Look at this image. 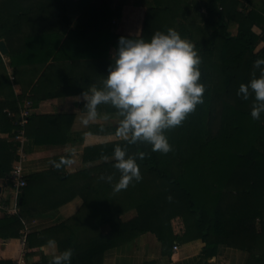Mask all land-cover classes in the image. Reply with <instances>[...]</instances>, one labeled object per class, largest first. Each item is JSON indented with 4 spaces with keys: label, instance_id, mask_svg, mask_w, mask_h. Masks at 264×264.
<instances>
[{
    "label": "trees",
    "instance_id": "16d2710c",
    "mask_svg": "<svg viewBox=\"0 0 264 264\" xmlns=\"http://www.w3.org/2000/svg\"><path fill=\"white\" fill-rule=\"evenodd\" d=\"M153 1L148 5L142 33L138 37L148 39L157 30L166 31L169 28L168 20L174 16V4L179 2ZM225 1L210 0L207 6L208 15L216 18L218 25L215 35L223 40L218 66L220 92L208 85L213 76L204 74V77H200L205 85L204 102L187 116L190 127L183 140V144L187 145L182 157L183 166L186 165L184 174L177 177L162 169L157 156L146 143L127 145L130 154L137 151L146 153L143 159L138 158L137 161L142 176L143 173L155 175L161 181L158 199H167L173 204H169V208L149 198L142 185L146 179H141L139 187H127L128 192L123 197L117 192L113 193L111 182L98 179L101 174H110L114 180L112 172L120 174L113 167V161H102L94 166L91 169L96 171L94 175L90 173L91 170L64 174L65 182L71 179L83 181L78 193L83 199L82 209L88 212L81 210L80 215L86 214L94 222L96 231L102 225L109 227L106 233H96L90 245L84 248L79 245L77 230L68 222L49 229L52 233L62 229L64 237L56 242L60 251L73 249L71 264H103L106 251L145 233L154 234L164 249L174 241L201 239L207 249H215L219 245L235 246L252 255L248 264H264V254H257L258 245L264 242V113L259 120H254L250 115L252 97L244 100L237 95L239 84L252 77L253 62L258 57H264V44L258 49V44L261 41L264 43V34L253 29L254 25L264 26V1L247 14L236 11L242 20L235 35L227 30L225 14L219 10L220 4ZM230 1L232 4L238 3L237 0ZM110 5L111 0H0V40L5 41L9 49L7 56L15 68L25 61L45 64L51 57L59 60L86 58L89 55L111 60L112 50L115 51L121 35L109 29L114 18H120L122 4L117 5V10H111ZM73 14H77V18H73ZM226 14L229 18L234 16L231 10ZM26 27L27 30L32 28L27 35ZM0 60L3 61L1 55ZM255 71L258 75L259 70ZM11 111L14 112L13 117L8 114ZM18 111L17 101H0V132L16 135ZM112 112L115 113L114 108ZM64 116L72 118L71 115H32L29 121L42 122L45 126L50 121L54 124ZM214 125L216 131L210 133L211 130L207 128ZM116 130L117 127L114 132ZM35 137L38 145L60 142L49 140L51 134L48 132ZM126 143L124 139H115L87 148L83 161L108 159L112 157L116 144ZM19 145L17 141L0 139V178L8 176L13 163L19 160ZM206 168L212 170V182L207 177ZM31 179L32 176H26L27 186L20 196L21 214L26 210L24 207ZM136 194L137 197L134 196ZM127 195L138 199V214L134 219L124 221L120 213L129 208ZM183 213L192 217V222L189 225L186 223L185 227H189L186 229L181 225V220L175 222L177 227L174 226L175 217ZM19 217L22 216H8L0 221V231L5 232L0 238L20 237L23 224ZM257 220L260 221V230L255 225ZM49 261L42 260L35 264H49ZM0 264L14 263L7 261Z\"/></svg>",
    "mask_w": 264,
    "mask_h": 264
},
{
    "label": "crops",
    "instance_id": "0c3cea01",
    "mask_svg": "<svg viewBox=\"0 0 264 264\" xmlns=\"http://www.w3.org/2000/svg\"><path fill=\"white\" fill-rule=\"evenodd\" d=\"M254 1L256 0H251L250 4ZM263 1L256 2L261 6ZM151 3L154 1L111 0V10H117L118 4L122 5L119 9L121 10L120 18H114L115 26L109 30H113L117 35L140 36L148 5ZM185 3L186 0H179L174 4L173 10L176 11L178 8L181 10ZM250 4L247 6L249 7ZM73 16L77 18L78 15L73 14ZM27 28L26 35L29 31L31 33L32 29L30 27L27 30ZM36 29L39 30L37 27ZM102 30L104 31L103 27ZM22 42L25 41L22 40ZM88 56L59 60L51 57L45 64L25 61L18 68L13 67L9 56L7 58L2 56L8 74L9 72L11 74H9L10 82L6 86L0 80V101L15 100L20 108L24 100L30 99L34 106L33 116L71 115L72 118L64 116L65 118L57 119L54 124L50 121L45 126L42 122L32 120L26 125L30 136L26 134L25 128L26 139L20 151L24 156L22 161L24 173L26 176H32V179L28 185L30 188L23 214L20 208L19 216L22 217L19 218L23 229L20 231L19 238L11 237L7 240L0 238V262L10 261L17 264L19 259L24 258V264H35L42 260H50L53 252L47 245L48 239L57 241L64 235L62 229L54 233L49 232V229L55 228L64 222L63 220L75 221L79 218L83 205V199L78 193L83 181L71 179L70 182H65L66 177L62 176L68 173L77 174L80 170H91L89 168L94 165L93 163L100 164L102 161L109 160L83 161V154L87 148L115 140L111 136L109 124L113 120L110 105L98 106L101 117L108 114L109 119L100 118L88 125L81 122L83 91H87L93 84L97 87L102 86L104 75H107L108 66L111 63L110 58L98 59ZM11 113L14 112L11 111ZM44 132L51 134L49 140L60 142L55 144L56 142L50 141L52 143L48 145L36 144L35 136ZM14 136H11V133L0 132V139L8 142L15 141ZM62 157L66 160L70 159L72 163L61 164L59 168L55 167L53 161L60 162ZM90 173L94 175L96 171L91 170ZM60 178L62 180H59ZM1 192L13 205L12 191L1 189ZM8 216L13 215L0 212V221ZM4 233V230L0 231V235ZM23 236H26L25 245L22 242ZM175 246H178L177 250L174 249ZM206 247L203 240L194 239L174 241L164 249L154 234L145 233L106 251L103 264H248L252 257L247 250L235 246L219 245L215 249ZM56 251L57 253L60 251L58 245Z\"/></svg>",
    "mask_w": 264,
    "mask_h": 264
},
{
    "label": "clouds",
    "instance_id": "9594fccd",
    "mask_svg": "<svg viewBox=\"0 0 264 264\" xmlns=\"http://www.w3.org/2000/svg\"><path fill=\"white\" fill-rule=\"evenodd\" d=\"M200 64L195 45L172 27L157 30L148 39L137 35L118 38L102 86L90 85L82 93L81 116L82 124L88 125L100 118H110L108 114L101 117L99 105L115 109L116 135L127 142L116 144L112 153L113 167L120 172L113 185L115 191L142 179L137 161L146 153L130 154L127 145L146 143L152 151L168 153L172 150L165 130L182 124L188 114L204 102L205 85L200 81ZM253 68L251 79L239 84L237 95L244 100L252 97L250 115L259 120L264 113V57H258ZM255 70H259L258 75ZM71 163L63 157L60 162L53 161L58 168ZM98 179L111 182L113 177L101 174ZM47 245L53 252L49 264H71L72 248L57 253V242L52 238Z\"/></svg>",
    "mask_w": 264,
    "mask_h": 264
},
{
    "label": "rangeland",
    "instance_id": "374dc122",
    "mask_svg": "<svg viewBox=\"0 0 264 264\" xmlns=\"http://www.w3.org/2000/svg\"><path fill=\"white\" fill-rule=\"evenodd\" d=\"M257 1V0H256ZM254 1L252 4H250V1L247 0H237V4H232L230 0H227L225 2H223V4H220L219 6V10L221 9L220 12H223L224 15V23L227 25V30L232 33V35H235L239 29L242 17L237 16V12H241L243 11L244 14H247L249 12V10L251 9V7H255L254 5H258L257 2ZM210 0H186L185 5H182L183 8H181V10L178 8L176 11L172 10L174 13L173 19L168 20V25L169 27H172L174 29H176L182 37H187L194 45L195 48L198 50V53L201 57V64H200V70H201V76L204 77V74H210L212 77V81L209 82V86H211V88H213L216 92H220V82H219V64L221 63V58H220V49L222 46V39L221 38H217L216 37V32L218 31V25L216 26V18H213L211 16L208 15V4H209ZM247 4H250L249 7L247 6ZM259 6V5H258ZM228 10H231V14L233 13L234 16H232L231 18L228 17V14H226L228 12ZM236 15V16H235ZM74 18H76L75 16H73ZM112 27L111 29H113V27L115 25H113V22L111 23ZM254 31L257 33H263L264 34V26L262 25H254L253 27ZM113 31V30H112ZM263 41H261V43L258 44V49L262 47L263 45ZM113 50H112V54H113ZM112 54H111V58H112ZM5 58H7V55L5 56ZM0 80L3 84H9L10 79H9V74H11L9 72H7V68L5 65L4 60H0ZM9 66H11V63H8ZM203 67L205 68V70H203ZM8 82V83H7ZM189 119L190 118H186L182 124L166 129L165 133L168 137V140L170 142V144L172 145V150L169 151L168 153H162L160 151H152V153H154L157 158H158V162L161 166L162 169H164L167 173H173L174 176H181L182 174H184V170H185V166H183V160L182 157L185 153L186 144H183V140L185 139V136L189 133ZM111 126V136L117 140H123L121 139V137H119L118 135H116V132H114V128L118 127V118L115 117V115L113 114V120L109 123ZM207 130H211L210 133H212V131H216L215 129V125L214 127H208ZM207 131V132H208ZM16 136V135H15ZM14 136V140H16ZM148 147L151 149V146L149 144H147ZM259 150V149H258ZM110 162L113 161V158L110 157L108 158ZM114 162V161H113ZM94 165L91 166L89 169H92L94 166H97V163H93ZM205 172L207 173V177L208 179H210V182H212L211 178H212V170L211 168H206ZM114 176V180L111 181V189L113 190V193H118L120 195L128 192L127 188L125 189H121L119 191H115L113 189V185L115 184L116 181H118L120 174H114L112 172ZM109 175V174H108ZM143 173L142 176V172H141V176L142 179H146V181L142 184L145 189H146V194L148 195L149 198H152L156 203L158 204H163V206L168 205V207L170 208L169 204H173L170 203V201H168L166 199V201H164L163 199H158V195L161 192V181L156 178L155 175L151 174V175H147ZM141 181H135L133 180L132 182L129 183L128 187L134 186L139 187L141 186ZM138 183V184H137ZM234 190V188H233ZM214 193V191H213ZM145 194V192H144ZM145 194V195H146ZM135 197L138 196V194L134 195ZM132 197L130 195H127L126 201L129 202L128 207H126L127 209L124 211H122L120 213V218L124 221H128L131 219H134L137 214V206L139 204L138 199ZM130 199V200H129ZM133 199V200H131ZM88 212L86 209H82V211ZM81 211V212H82ZM186 213V212H185ZM185 213L179 214L178 216L175 217L174 220V226H176L175 222H178V220L182 223L181 225L186 229L188 227V225L192 222L191 220V216ZM74 219V218H73ZM75 220V219H74ZM64 222H68V224L74 228V230L76 229L78 234H79V245L84 248L87 247L88 245H90V242L93 240L92 237L96 234H102V233H106L107 230L109 229V227L107 225H102L101 227L99 226V228L96 229L94 228V222H91L87 217L86 214L83 216H79V218H77L75 221H71L69 219L67 220H63ZM186 223L188 224L187 227H185ZM256 228H258V230H260V221L257 220L255 222ZM189 228V227H188ZM184 229V230H185ZM84 234V235H83ZM258 250L257 254H264V242H261V244L258 245ZM256 264V263H255Z\"/></svg>",
    "mask_w": 264,
    "mask_h": 264
},
{
    "label": "built area",
    "instance_id": "2783aa9c",
    "mask_svg": "<svg viewBox=\"0 0 264 264\" xmlns=\"http://www.w3.org/2000/svg\"><path fill=\"white\" fill-rule=\"evenodd\" d=\"M12 79H14L12 77ZM33 102L30 99L24 100L20 104L18 120L16 125L18 130L16 132V140L20 143L18 148L19 160L14 164L10 174L6 177L0 178V188L11 190L14 194V204L11 205L8 202V199L0 192V212H5L8 215L18 216L20 214V196L23 193L24 188L27 186L26 174L24 173L22 161L24 159L23 154L21 153V146L25 137V127L29 122V118L33 115ZM9 116L13 117L14 113L8 112ZM23 245L26 244V236L22 238ZM175 250L178 249V246L174 247ZM24 258L18 260L17 264H24Z\"/></svg>",
    "mask_w": 264,
    "mask_h": 264
},
{
    "label": "water",
    "instance_id": "95a60500",
    "mask_svg": "<svg viewBox=\"0 0 264 264\" xmlns=\"http://www.w3.org/2000/svg\"><path fill=\"white\" fill-rule=\"evenodd\" d=\"M9 53V49L5 43L4 40H0V55L1 56H6ZM0 192H1V188H0Z\"/></svg>",
    "mask_w": 264,
    "mask_h": 264
}]
</instances>
